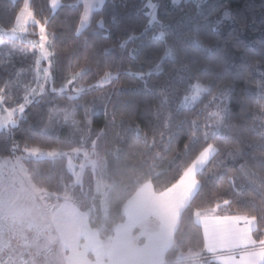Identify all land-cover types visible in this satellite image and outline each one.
<instances>
[{
	"label": "trees",
	"instance_id": "obj_1",
	"mask_svg": "<svg viewBox=\"0 0 264 264\" xmlns=\"http://www.w3.org/2000/svg\"><path fill=\"white\" fill-rule=\"evenodd\" d=\"M148 1L157 4L154 23ZM23 2L0 0V28L15 27ZM30 7L47 21L55 91L16 125L0 129V159L25 157L32 148L63 152L95 144L108 187L106 209L90 168L72 187L65 155L23 162L34 185L53 195L49 202H62L72 188L90 227L106 240L125 221L124 205L140 187L150 182L164 192L210 143L216 152L197 173L200 187L181 214L167 264H191L180 255L203 250L196 211L221 206L222 215L255 216L253 238H264V0H208L201 8L191 0H105L81 32L79 0H61L55 11L51 0H30ZM38 32V25L28 27L30 38ZM3 52L12 64L0 62V89L15 94L23 89L16 72L34 74L35 50L10 40ZM107 74L114 77L99 85ZM198 83L206 91L185 105ZM219 99L224 114L217 123L210 111ZM61 105L70 107L67 117L57 113Z\"/></svg>",
	"mask_w": 264,
	"mask_h": 264
},
{
	"label": "rangeland",
	"instance_id": "obj_2",
	"mask_svg": "<svg viewBox=\"0 0 264 264\" xmlns=\"http://www.w3.org/2000/svg\"><path fill=\"white\" fill-rule=\"evenodd\" d=\"M79 1L83 5L82 18L78 27V32H81L90 25L93 12L95 10L100 9L105 0ZM172 1L174 3H179L182 0ZM191 1H193L198 7L201 8L208 0ZM60 5L61 0H56L55 5L52 4L51 0V7L54 11ZM147 5L149 7L151 23H154L156 21L157 4L152 1H148ZM31 24L32 23L29 22L26 25V30L24 32L18 31L15 36L12 35L11 30L0 28L1 63H7L9 61L10 64H12L9 59L10 57L7 56V53L3 52L7 41L10 40L30 45L32 50H35L36 54V57L34 56V74L32 76L34 78V81H32V77L30 78V74H28L26 70H18L16 74L19 78L22 79L21 83L23 89L19 91L16 90L15 94L9 90H3V92L0 93V95L3 96V101L0 102V129H7L11 126L16 125L17 119L22 117L23 113H20L17 110L12 114V122H10L7 117L8 113L12 109H17L20 104H26V111L40 98L46 97L50 94V92L54 91V89L51 88V67L53 64V60L49 34L46 31V33L48 34V39L45 42V48L49 53H51V65L49 64V59L40 58L39 48L33 47L31 43L32 41L39 42L40 39V36L37 39H33L28 36V27ZM38 59L39 63L37 64ZM46 69L50 73L47 78H45L44 75V71ZM113 77V74H107V76H105L99 82V85L109 83V81ZM68 89L69 87L68 85H66L63 89L59 91ZM74 91V94H72L70 98H75L77 96L78 92H76V90ZM205 91L206 88L203 85L199 83L196 84L193 87L190 95L186 97L184 101L185 105H191L197 100H199ZM13 94L16 97L21 98V103H19L18 105H16V103H13ZM223 97L225 96H222L220 98ZM220 101L221 99H219L215 103V107L210 111V116L214 118V121L217 123L221 122V119L224 114V107L222 106ZM57 108V113H61L63 114V116L67 117V112L70 108L68 105H61ZM210 125L213 126L214 124L210 123ZM214 148L216 149L215 146ZM30 150L31 149H29V151H27L26 153V156L22 158L15 157L14 159H0V236L3 237L1 241L4 244L8 241L12 242L10 240L15 238L13 242H16V244L21 243L19 245H15L17 246V255L20 254V257H22L21 261L25 258V254H23L24 251L27 257L29 256L30 252H41L45 248L50 247L52 246V244H54L58 249V255L56 256V258L59 264H87V260H89L90 258H88V256L85 254V251L96 252V250L99 249L96 241L98 240L101 242V239L98 236V231L91 229L88 225L89 214L79 209L77 200L72 196V188H69V190L66 191V193L63 195V201L61 204H59L60 202H49L47 199L53 195L48 191L39 189L34 185L31 180V175L29 174L26 166L24 165L23 159L31 157L37 159L54 158L56 156L65 155L68 159V168L74 176V185H72V187L75 185L82 184L84 171L86 168H90L94 173L95 177V191L96 193L100 194L102 198V207L103 209H106L108 187L106 181L103 179V160L100 158L98 152L95 150V144H93L91 148L83 147L70 151L56 152L55 156H48L46 155V153L48 152L42 151L40 149V153H44V155H40L39 153L32 152ZM215 152L216 151H213L210 154L209 160L215 154ZM93 161H96L95 166L92 163ZM205 165L198 166L196 176L197 173H199ZM212 211H214L215 213L217 212L218 214H222L223 212L221 206H217ZM248 218L251 219V217ZM50 219L52 221V225L48 228V231L46 232L44 223H46V221H49ZM153 224V221L150 222V225ZM58 228L61 229L59 235L56 234V229ZM29 234H32L33 238L39 236L36 245H31L29 243L24 244L27 241L29 242ZM56 236L58 237V240L55 239ZM82 238H84L86 243L84 246L80 244V240ZM140 241V237H136V243ZM63 247H67L70 253V256L67 260L63 259V256H61V248ZM96 255L97 260H99L100 255ZM180 258L191 264H207L210 261L206 257V255L202 253V250L181 254Z\"/></svg>",
	"mask_w": 264,
	"mask_h": 264
},
{
	"label": "crops",
	"instance_id": "obj_3",
	"mask_svg": "<svg viewBox=\"0 0 264 264\" xmlns=\"http://www.w3.org/2000/svg\"><path fill=\"white\" fill-rule=\"evenodd\" d=\"M191 199L188 201L185 207L189 204ZM61 203L62 202L59 204ZM199 213V217L195 213V221L199 226H201L204 234L205 245L202 253H204V255H206L210 261H214L218 264H224L225 259L229 258L231 255L239 259L241 257V253L244 251L256 253L260 251L258 246H240L232 239H209V237L205 235V224L207 223L209 228L218 224L217 220L215 219L217 217L223 218L232 216H247L240 214L222 215L218 214L217 212L215 213L214 211H199ZM124 214L126 217L125 221L116 225L114 227L113 235L106 240H102L100 238L99 231L97 229L90 227L88 220L89 227L98 231V236L101 239V242L98 240L96 241L99 247V249L96 248V252L85 251V254L88 256V258H90L87 260V264H167L165 256L167 251L174 244L175 233L180 223V219L177 226L174 222V202L172 200L171 194L167 191L157 193L155 192L152 184L151 187H149L145 183L126 202L124 205ZM152 221L154 224L150 225V222ZM44 224L45 231L47 232L48 228L52 225L51 219L46 221ZM231 224L232 221L230 220L224 221L221 219V221H219V226L228 227ZM236 226L241 229L248 227L250 229V234L252 235L254 229L256 228V223L253 221L251 224H246L242 219L236 222ZM60 232L61 229H56V234L59 235ZM28 237L29 242L25 241L26 243L24 244H37L36 242L39 239V236L33 238L32 234H29ZM136 237H140L141 241L136 243ZM1 239H3V237L0 236V254L10 253L13 257L12 264H21L20 261L22 257H20V254L17 255V246H15L21 243L16 244V242H13L15 238H11L12 240L10 241L13 243L8 241L7 243L3 244ZM55 239L58 240V237L56 236ZM80 244L82 246L86 244L84 238L80 240ZM208 244L214 246L216 251H209L207 246ZM234 244L237 246L233 247ZM52 247H54L55 251L53 259L48 263H43L38 260L37 264H59L56 258L58 255V249L54 244H52ZM95 253L100 255L99 260H97V255ZM23 254H25L26 257L25 251ZM61 256H63V259L66 260L69 258L70 253L67 247L61 248Z\"/></svg>",
	"mask_w": 264,
	"mask_h": 264
},
{
	"label": "snow or ice",
	"instance_id": "obj_4",
	"mask_svg": "<svg viewBox=\"0 0 264 264\" xmlns=\"http://www.w3.org/2000/svg\"><path fill=\"white\" fill-rule=\"evenodd\" d=\"M56 0H52V4L55 5ZM31 22L34 25L39 26V42L32 41L33 47L39 48L40 52V58L42 59H49V64L51 65V53H49L45 48V42L48 39V34L45 30V24L47 21L45 20V23L42 24L39 20L36 19L35 13L32 11L29 0H24L23 6L20 8V10L16 13L15 16V27L11 29V33L13 36L16 35V33L24 32L26 30V25ZM98 23L103 26L104 21L100 20ZM164 33H160V37L163 38ZM168 54H171L170 52ZM39 63V59L37 60V64ZM187 71H191L190 69H186ZM49 71L46 69L44 71L45 78L48 77ZM142 75V74H141ZM70 84L71 81H68ZM55 91V89H54ZM3 90L0 89V93H2ZM27 99V98H25ZM3 101V96L0 95V102ZM26 108V104H20L17 109H12L8 113V119L11 121V116L15 111H19L20 113H24ZM14 123V122H13ZM210 134L205 133V139L208 138ZM187 147V146H186ZM30 151L39 153L40 155H44V153H40L39 149H31ZM216 151L213 144H207L206 147H204L199 154L195 157L194 160H192L191 164L186 166L182 174L179 175V179L171 185V187H168L165 191L169 192L171 194L172 200L174 202V216H175V225L177 226L179 219L181 217L182 210L185 208V205L188 203V201L193 197L194 193L200 187V181L196 177V171L198 166H203L205 163L209 160L210 154ZM48 156H55L56 152H48L46 153ZM95 166L96 161L92 162ZM149 187H151L150 183H146ZM225 204H228V201H224ZM196 215L199 217L200 213L199 211L196 212ZM218 222V224L213 225L211 228H209V225L205 224V235L209 237V239H232L236 241L240 246H258L260 248V251L258 253L256 252H249L244 251L241 253V257L237 259L236 257H233L232 255L225 259L224 264H264V238H261L259 240L253 239L252 235L250 234V229L248 227H245L243 229L236 226V222L240 220H244L246 224H251L253 221H255L256 217L253 216L251 219L248 217H241V216H232V217H223V218H215ZM232 221V224L228 227L219 226V221ZM209 251H216V248L211 245H207ZM237 246L236 244L233 245V247Z\"/></svg>",
	"mask_w": 264,
	"mask_h": 264
},
{
	"label": "built area",
	"instance_id": "obj_5",
	"mask_svg": "<svg viewBox=\"0 0 264 264\" xmlns=\"http://www.w3.org/2000/svg\"><path fill=\"white\" fill-rule=\"evenodd\" d=\"M54 247H47L41 252H30L29 256L25 257L21 264H37L38 260L43 263H48L53 259L54 256ZM13 257L10 253L0 254V264H12Z\"/></svg>",
	"mask_w": 264,
	"mask_h": 264
}]
</instances>
